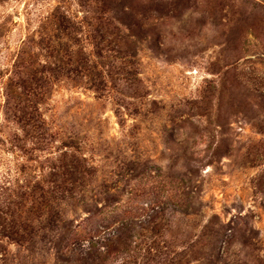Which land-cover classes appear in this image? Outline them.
I'll use <instances>...</instances> for the list:
<instances>
[{
  "label": "rangeland",
  "instance_id": "374dc122",
  "mask_svg": "<svg viewBox=\"0 0 264 264\" xmlns=\"http://www.w3.org/2000/svg\"><path fill=\"white\" fill-rule=\"evenodd\" d=\"M0 264H264V0H0Z\"/></svg>",
  "mask_w": 264,
  "mask_h": 264
}]
</instances>
